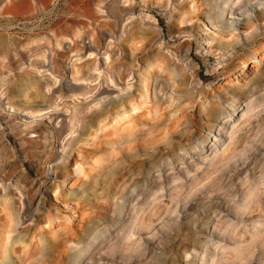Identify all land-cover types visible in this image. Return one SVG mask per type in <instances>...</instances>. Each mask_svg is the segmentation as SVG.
Returning a JSON list of instances; mask_svg holds the SVG:
<instances>
[{
    "label": "rangeland",
    "instance_id": "obj_1",
    "mask_svg": "<svg viewBox=\"0 0 264 264\" xmlns=\"http://www.w3.org/2000/svg\"><path fill=\"white\" fill-rule=\"evenodd\" d=\"M258 1L0 0V264H264Z\"/></svg>",
    "mask_w": 264,
    "mask_h": 264
},
{
    "label": "bare ground",
    "instance_id": "obj_2",
    "mask_svg": "<svg viewBox=\"0 0 264 264\" xmlns=\"http://www.w3.org/2000/svg\"><path fill=\"white\" fill-rule=\"evenodd\" d=\"M256 2H254L253 4L252 3H250V0H220V2H218V6H217V9H215V15L217 16V17H222L223 16V14L225 13V12H227L228 13V16H229V19H231V21H230V24L232 25L233 23H235V21H236V19H238V18H236V15L238 16V15H241V14H245V15H248L249 14V11H250V9H252V8H254V7H256L257 5H259V4H262L261 2H259L258 0H255ZM258 2V3H257ZM257 4V5H256ZM233 9H238V12H234V10ZM233 11V12H232ZM233 15V16H232ZM234 15H235V17H234ZM248 22H250V21H248ZM247 22V23H248ZM209 25H207V27L209 28V29H214L215 27H216V25L213 23V21L211 20V19H209ZM181 26H183V24L181 23V25H180V27ZM179 28V27H178ZM254 58V63H257L258 62V59L256 58V57H253ZM146 81H145V78L144 77H142L141 75H140V83H139V87H140V94H142L143 93V91L145 90V86H146V83H145ZM128 97H130V99H131V95L129 96L128 95ZM248 103H251V101H249ZM122 104V103H121ZM121 109H122V107H121ZM132 109H134V107H132ZM123 110V109H122ZM235 110V108L233 109V111ZM230 115H231V113H230ZM226 116V115H225ZM223 123H225V122H223ZM77 163V162H76ZM79 168V167H78ZM54 192H56V191H54ZM0 212H4V213H8V212H10V205H9V203L5 200V199H3V198H0ZM49 224H50V221H48L47 222V227L49 226ZM11 231V230H10ZM9 230L7 231V235H6V240H5V243H4V253H3V258H5V259H7L8 257H9V253L10 252H12V253H15V251H14V247H15V245H16V243L17 242H19V244H21L22 245V252L24 253V254H30L29 253V251H28V249H29V240L27 241V240H24V239H21V238H16V239H14V240H11L10 238H9V232H10ZM130 234H131V232H129ZM129 233H127V231L126 232H124V231H121V234H122V236L123 237H128V235H129ZM42 234L37 230V232H36V235H34V239H36V236H38V237H42L41 236ZM29 236H31V235H29ZM33 236V235H32ZM37 237V238H38ZM30 240H32V237H30ZM124 245H126L125 246V248H123L124 250L125 249H129V248H131V246H130V243H126V244H124ZM35 246H39V244H35ZM40 247V246H39ZM138 248V247H137ZM136 248V249H137ZM89 248H80V249H78L77 250V253L74 255V257L72 258V260H73V264H77L83 257H86L87 256V253H89V250H88ZM42 250H44L43 248H42ZM41 250V251H42ZM58 254L56 255V262L58 263V264H61V258H64L65 257V251L63 250V249H61L59 252H57ZM143 254H144V251H143ZM91 253H89L88 254V259H91L92 257H91ZM203 258V257H202ZM85 259V258H84ZM205 259V258H204Z\"/></svg>",
    "mask_w": 264,
    "mask_h": 264
}]
</instances>
